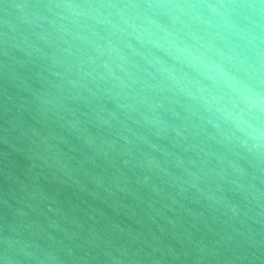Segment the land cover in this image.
Here are the masks:
<instances>
[{
	"label": "water",
	"instance_id": "obj_1",
	"mask_svg": "<svg viewBox=\"0 0 264 264\" xmlns=\"http://www.w3.org/2000/svg\"><path fill=\"white\" fill-rule=\"evenodd\" d=\"M0 264H264V0H0Z\"/></svg>",
	"mask_w": 264,
	"mask_h": 264
}]
</instances>
